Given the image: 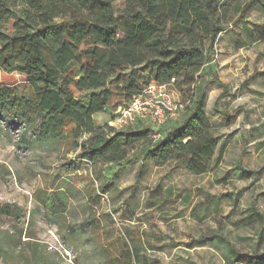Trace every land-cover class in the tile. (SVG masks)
I'll list each match as a JSON object with an SVG mask.
<instances>
[{
	"label": "rangeland",
	"instance_id": "rangeland-1",
	"mask_svg": "<svg viewBox=\"0 0 264 264\" xmlns=\"http://www.w3.org/2000/svg\"><path fill=\"white\" fill-rule=\"evenodd\" d=\"M246 20L221 34L213 72L200 82L220 137L211 173L136 160L104 167L91 183L88 164L67 163L75 151L48 149L20 124L0 119L2 262L108 264L111 242L121 246L128 228L158 238L145 250L157 260L152 264H240L227 257L229 244L264 252V221L249 215L252 208L264 213V37H257L264 18L254 9ZM0 81L23 83L24 77L0 71ZM169 89L183 109L192 104L191 92L184 99ZM112 118L95 115L97 123Z\"/></svg>",
	"mask_w": 264,
	"mask_h": 264
},
{
	"label": "trees",
	"instance_id": "trees-1",
	"mask_svg": "<svg viewBox=\"0 0 264 264\" xmlns=\"http://www.w3.org/2000/svg\"><path fill=\"white\" fill-rule=\"evenodd\" d=\"M256 5L264 11V0H0V70L24 77L23 83L0 81V119L20 124L48 149L75 151L67 163L88 164L91 183L104 167L136 160L174 163L194 175L213 172L220 137L200 82L213 72L221 34L246 22ZM257 26L264 37V24ZM152 82L184 99L192 93V104L161 137L143 123L120 129L97 123V113L114 115ZM5 207L11 214L12 206ZM249 215L264 221L257 208ZM122 235L121 246L111 242L108 264L157 261L145 252L158 239L151 230L128 228ZM227 247L234 262L264 264V252Z\"/></svg>",
	"mask_w": 264,
	"mask_h": 264
},
{
	"label": "built area",
	"instance_id": "built-area-1",
	"mask_svg": "<svg viewBox=\"0 0 264 264\" xmlns=\"http://www.w3.org/2000/svg\"><path fill=\"white\" fill-rule=\"evenodd\" d=\"M183 108L184 105L175 100L167 84L152 82L127 105L114 110L109 124L120 129L143 123L153 128L154 136L159 138L162 128L182 116Z\"/></svg>",
	"mask_w": 264,
	"mask_h": 264
},
{
	"label": "crops",
	"instance_id": "crops-1",
	"mask_svg": "<svg viewBox=\"0 0 264 264\" xmlns=\"http://www.w3.org/2000/svg\"><path fill=\"white\" fill-rule=\"evenodd\" d=\"M254 9H258L261 13H262V15H263V18H264V11H263V9H261L260 8V6L259 5H256L252 10H254ZM251 10V11H252ZM249 17V16H248ZM260 24H264V20L260 23ZM260 24H258V25H260ZM258 29H259V35L257 36V37H260V28L258 27ZM230 30V29H229ZM1 71V70H0ZM106 123V122H105ZM98 124H103V123H98ZM211 173V172H210ZM229 256V258H231V261L232 262H234L233 261V258L228 254L227 255V257ZM2 261H4L1 257H0V263L1 264H5V263H3ZM235 263H239V262H235ZM7 264V263H6ZM240 264H242V263H240Z\"/></svg>",
	"mask_w": 264,
	"mask_h": 264
}]
</instances>
